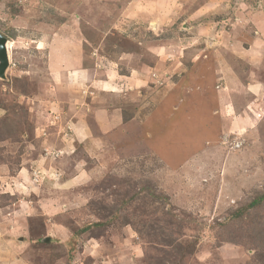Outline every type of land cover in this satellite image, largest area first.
Instances as JSON below:
<instances>
[{
    "label": "rangeland",
    "instance_id": "1",
    "mask_svg": "<svg viewBox=\"0 0 264 264\" xmlns=\"http://www.w3.org/2000/svg\"><path fill=\"white\" fill-rule=\"evenodd\" d=\"M0 33V264H264V0H0Z\"/></svg>",
    "mask_w": 264,
    "mask_h": 264
},
{
    "label": "crops",
    "instance_id": "2",
    "mask_svg": "<svg viewBox=\"0 0 264 264\" xmlns=\"http://www.w3.org/2000/svg\"><path fill=\"white\" fill-rule=\"evenodd\" d=\"M84 68L85 67L82 66L79 62L76 65L75 69H73L74 71L71 70L70 68H67L70 71H68L66 73V75H65L66 84L67 85L71 84L73 86H74V84L75 85H80V84L85 83L86 79H88L90 82L94 83L93 76H90V74L87 71V69H84ZM107 73H109L108 74V79H105L104 81H102V80H98V78H97V80L95 81V83H98L99 81L101 83H103L104 86H102L100 89H102V91L108 92L106 94L125 93L124 90H127L128 87L124 85V83H123L124 81L122 80L123 78L118 79V74H117V72L114 69H109L107 71ZM119 77H120V75H119ZM260 87H261V89L263 88V90L261 92V96H262V99H264V96H263V94H264V84L258 83L257 86L253 85L251 90L254 93H256V91H259L258 89ZM119 110L120 109L117 108V106H115V108H113L112 110L108 111V112H114V117L110 118V119L119 121L118 120V118H119V114H118ZM92 113H94V116H97V118L99 117L98 113H100V112L95 114V110H94ZM100 124H101V126H104V123L100 122ZM82 132H84V131L77 130L78 134H80ZM28 173H29V169H27V167L23 165V167L20 170V172L17 174L16 177H14L15 182L18 181L19 183L22 184V186H26L25 181L27 180L26 178L28 176ZM7 174H8V171L6 170V168L3 167V166H0V186H2V187L6 186L5 184L7 183V176H8ZM21 184H16V185H17V187H19ZM8 187H10V186H8ZM11 193H13V192H11Z\"/></svg>",
    "mask_w": 264,
    "mask_h": 264
},
{
    "label": "water",
    "instance_id": "3",
    "mask_svg": "<svg viewBox=\"0 0 264 264\" xmlns=\"http://www.w3.org/2000/svg\"><path fill=\"white\" fill-rule=\"evenodd\" d=\"M9 39L0 33V78H5V73L10 65Z\"/></svg>",
    "mask_w": 264,
    "mask_h": 264
},
{
    "label": "trees",
    "instance_id": "4",
    "mask_svg": "<svg viewBox=\"0 0 264 264\" xmlns=\"http://www.w3.org/2000/svg\"><path fill=\"white\" fill-rule=\"evenodd\" d=\"M260 201H261V200H255V201H253L252 203H250V205H251L252 207H254L255 205L259 204Z\"/></svg>",
    "mask_w": 264,
    "mask_h": 264
},
{
    "label": "bare ground",
    "instance_id": "5",
    "mask_svg": "<svg viewBox=\"0 0 264 264\" xmlns=\"http://www.w3.org/2000/svg\"><path fill=\"white\" fill-rule=\"evenodd\" d=\"M8 49L10 50V43L8 44Z\"/></svg>",
    "mask_w": 264,
    "mask_h": 264
}]
</instances>
